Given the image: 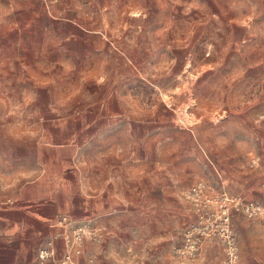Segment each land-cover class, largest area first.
Returning a JSON list of instances; mask_svg holds the SVG:
<instances>
[{"label": "crops", "instance_id": "obj_1", "mask_svg": "<svg viewBox=\"0 0 264 264\" xmlns=\"http://www.w3.org/2000/svg\"><path fill=\"white\" fill-rule=\"evenodd\" d=\"M102 1L105 6L124 9L142 5V0ZM152 1L157 6L163 0ZM77 2L61 0V6L72 13ZM231 2L243 5L241 0ZM222 3L217 0L219 8ZM37 4L39 0H0V23L27 21L29 10ZM244 4L258 10L245 19L255 25V31H262L264 0H246ZM69 21L77 23V15H71ZM234 31L238 29L232 26L228 34L217 35V54L230 57L217 65V71L227 73L219 81V101L230 105L231 117L238 122L234 136L245 137L236 139L242 145L235 154H247L250 166L254 159L260 164L251 176H230L222 184L225 190L228 184L240 185L238 192L230 189L233 197L264 202V33L253 37L247 30L239 37ZM248 37L249 43L243 47ZM8 52L0 48L1 61H5L0 72L11 73ZM60 52L67 58L51 62L71 65L76 49ZM251 54L260 59L238 64L240 58ZM24 65L21 63L28 70ZM6 76L0 79V264H39L37 252L55 239L57 229L53 226L63 216L76 224L108 227L102 243H86L80 263L95 255L97 264H223L224 245L218 240L206 243L195 259L176 256L184 239L170 251L167 241L175 233L185 232L196 215L184 198L192 185L180 192L182 183L174 175L172 162L159 160L157 126L155 141L143 140L144 133L151 134L144 131L152 123L142 121H156L158 112L141 111V102L132 95L111 96L96 90L103 83L94 79H54L49 82L59 92L49 95L37 90L29 78L17 84L11 81V74ZM79 87H84L85 93L79 94ZM20 90L25 95H20ZM166 93L174 102L173 89ZM231 162L232 167L241 166L237 159ZM233 227L240 264H264V223L234 214ZM55 245L57 257L47 264H61L64 244L55 239Z\"/></svg>", "mask_w": 264, "mask_h": 264}, {"label": "rangeland", "instance_id": "obj_2", "mask_svg": "<svg viewBox=\"0 0 264 264\" xmlns=\"http://www.w3.org/2000/svg\"><path fill=\"white\" fill-rule=\"evenodd\" d=\"M229 2L223 0L219 8L217 0H163L157 6L152 0H142L140 8L124 9L105 6L102 0H78L71 13L69 7L61 6V0L48 7L39 0V7L29 10L27 21L0 23V48L9 51L7 60L12 59L13 70L0 72V79L11 74V81L18 84L29 78L37 90L54 95L59 90L49 81L77 76L79 81H101L103 87L95 89L111 96L132 95L141 102V111L159 114L156 121H142L152 123L144 131L151 134L144 133L143 140L153 143L157 126L159 160L172 162L174 175L182 183L180 192L199 181L207 182L215 194H230V189L238 192L239 184H228L225 190L223 180L251 176L256 169L247 162V154H235L241 144L236 143L240 137L234 136L238 122L231 117L230 105L219 101V81L227 73L217 71V65L230 57L217 54V35L228 34L233 26L238 29L233 32L236 36L249 30L254 37L264 33V28L255 31V25L245 19L247 14L258 12L246 7V0H241L243 5ZM73 14L77 23L69 21ZM249 40L242 46L247 47ZM224 44L228 46V41ZM66 48L76 49L72 64L52 63L67 58L60 55ZM2 59L0 67L5 64ZM259 59L251 54L240 58L238 64ZM172 89L174 102L166 93ZM77 91L81 94L86 89L79 87ZM19 94L25 95L22 90ZM231 159L239 160L241 166L232 167ZM184 235V231L175 233L167 241L170 251L181 245Z\"/></svg>", "mask_w": 264, "mask_h": 264}, {"label": "built area", "instance_id": "obj_3", "mask_svg": "<svg viewBox=\"0 0 264 264\" xmlns=\"http://www.w3.org/2000/svg\"><path fill=\"white\" fill-rule=\"evenodd\" d=\"M58 0H43L48 7ZM259 159L252 161V167H258ZM209 184L199 181L184 192L196 215V221L190 224L184 235L182 246L176 250L180 259L197 258L203 246L211 241H221L224 245L225 259L223 264H240L239 240L233 227L234 214L242 213L248 219L264 221V203L246 201L233 197L226 192L212 193ZM57 229L56 240L64 244V256L61 264H97L95 255L86 263H80L85 254L86 243L100 244L109 234L108 227L102 224H76L69 217L63 216L53 226ZM55 239L37 252V262L47 264L57 257ZM130 253L133 251L130 249Z\"/></svg>", "mask_w": 264, "mask_h": 264}]
</instances>
